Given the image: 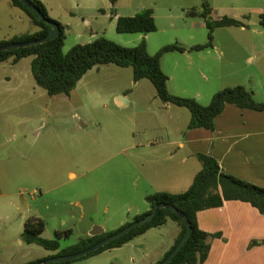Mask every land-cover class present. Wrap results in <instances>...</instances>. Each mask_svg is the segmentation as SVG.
Here are the masks:
<instances>
[{
    "label": "rangeland",
    "instance_id": "374dc122",
    "mask_svg": "<svg viewBox=\"0 0 264 264\" xmlns=\"http://www.w3.org/2000/svg\"><path fill=\"white\" fill-rule=\"evenodd\" d=\"M42 1L48 15L64 26V52L76 43L101 36L124 46L145 40L151 54L167 44L204 42L208 37L206 17L202 15L204 3L210 10L208 18L227 15L246 24L245 28L214 27V39L264 38V27L258 22V13L264 12V0ZM145 8L153 11L154 31H116L117 16L133 15ZM192 9L195 13L188 14ZM257 28L260 33L254 30ZM36 29L22 9L9 0H0V37ZM33 57L25 56L17 63L0 62V87H15L11 92L0 93V180L5 185L9 183L33 204L38 217L45 222L43 237L53 239L56 231L68 230L58 239V249H44L32 243L28 247L31 249L20 253V256L37 253L47 259L85 238L93 223L104 226L105 232L113 231L120 220H132L134 213L140 211L137 209L149 207L141 192L145 181L139 172L140 147L133 145L139 141L144 143L153 132L145 120L155 119L157 115L145 110L143 96L147 91L155 94L156 91L146 78L134 81L131 66L104 63L89 69L68 95H50L35 83L30 68ZM17 69L19 77L15 76L16 72L12 74ZM5 75L11 77L10 81H6ZM203 75L198 74L196 78L202 81ZM118 91L129 94L127 105H117L114 94ZM184 96L191 97L189 93ZM208 103V100L201 102ZM181 110L182 118L190 116L186 107L182 106ZM34 150L37 151L32 159L35 176H29L26 165L31 163ZM68 171H73L75 176H70ZM32 188L36 198L33 202ZM16 223L13 219L9 227L14 233ZM172 224L158 226L145 237L148 258L152 259L154 252L171 238L175 228ZM22 229L21 226L18 231L21 233ZM108 249L111 248L75 258L69 264H128V256L134 258V254L126 251ZM115 252L123 254L114 255ZM157 262V259L150 260V264Z\"/></svg>",
    "mask_w": 264,
    "mask_h": 264
},
{
    "label": "crops",
    "instance_id": "0c3cea01",
    "mask_svg": "<svg viewBox=\"0 0 264 264\" xmlns=\"http://www.w3.org/2000/svg\"><path fill=\"white\" fill-rule=\"evenodd\" d=\"M260 13L264 12L258 13V22ZM254 30L258 33L261 31L259 28ZM23 33L0 37V41ZM193 44L197 43L190 45ZM176 52L178 54H173ZM10 60L13 61L8 58L2 62L11 63ZM13 62L17 63L18 60ZM160 64L168 76V89L173 94L184 96L189 93L200 103H205L219 89L242 84L253 91L256 100H264V38L260 36L213 38V45L207 48L166 52L161 56ZM14 72L19 77L20 71L13 70L12 74ZM202 73L205 75L199 81L196 75ZM4 78L8 82L11 77L5 75ZM14 88L0 87V93L11 92ZM146 93L143 96V107L157 117L145 120V125L152 127L153 132L147 135L144 143L139 141L133 145L134 148L140 147L139 172L140 178L145 181L141 191L144 198L155 191L185 190L201 168V161L197 157L199 153L214 157L222 172L264 187V110L257 111L226 103L215 117L213 129L189 128L187 125L190 116L181 117L182 106L162 102L155 92ZM114 96L119 106L130 102V96L125 92L118 91ZM36 152L34 150L31 163L26 165L29 176H35L32 159L37 156ZM41 153L45 156L44 152ZM131 162L133 164V160ZM68 174L75 176L73 171H68ZM33 192L34 188L30 193L32 202L36 199ZM148 209L147 205L143 209H137L140 211H136L131 218ZM30 215L38 216L33 204L22 193L9 186V183L5 185L0 180V264H27L45 258L28 252L20 256L22 250L26 252L31 249L28 247L32 243L23 242L18 231ZM196 218L200 229L219 233L218 236L211 237L209 253L202 264H264V216L251 203L239 199L224 200L220 206L199 210ZM13 219L17 222L15 233L9 228ZM124 222L120 220L118 227ZM169 223L175 225L173 234L158 250L151 251L154 252L152 259L148 258L145 237L156 227L149 228L108 251L122 250L134 254L133 259L128 256V264H150V260L156 259L160 261L173 245L180 229L176 221L168 218L164 224ZM104 231V226L93 223L87 229V236ZM251 241L261 242L250 244ZM120 253L122 252H115L114 255Z\"/></svg>",
    "mask_w": 264,
    "mask_h": 264
},
{
    "label": "trees",
    "instance_id": "16d2710c",
    "mask_svg": "<svg viewBox=\"0 0 264 264\" xmlns=\"http://www.w3.org/2000/svg\"><path fill=\"white\" fill-rule=\"evenodd\" d=\"M29 1L39 8L45 17L54 20L48 15L42 0ZM10 2L22 9L38 29L31 33H23L1 40L0 45L33 40L48 34L50 30L49 24L39 18L31 8L21 0H10ZM209 12V7L204 3L202 15L206 17L205 24L208 28V37L204 43L190 46L179 43L167 44L151 54L147 50L145 40H141L133 46H124L101 36L86 43H76L64 52L62 49L65 38L64 26L55 20L60 29L56 37L37 44L0 50V62L8 58L17 61L22 57L34 55L30 66L33 78L35 83L44 88L50 95L59 93L68 95L75 88L79 79L95 65L114 63L121 67L131 66L134 81L143 78L150 80L155 87L157 96L162 102L183 106L189 110L190 119L187 125L189 128L204 127L213 129L215 117L222 111L226 103H232L241 108L261 111L264 110V100H256L253 91L242 84L219 89L213 93L209 103L206 105L201 104L194 97L180 96L169 91L167 86L168 76L162 70L160 64L161 56L164 53L170 51H195L212 46V31L217 26H246L244 21L227 15L217 19H210L207 17ZM193 13H195L193 9L188 11V14ZM259 23L264 27V13L259 14ZM115 29L117 32L127 33L154 31L156 24L152 9L145 8L133 15L117 16ZM197 157L201 161V168L185 190L180 192L155 191L148 193L145 196V200L149 204V209L137 214L132 220L125 222L116 229L118 230L132 221L143 217L159 203L171 204L182 211L189 221L190 234L167 264H202L207 258L210 239L213 236H218L219 233H209L199 228L196 218L199 210L220 206L224 200L239 199L251 203L264 216L263 186L222 172L217 160L208 154L199 153ZM168 218L176 221L180 229L173 245L162 258L163 260L175 248L186 230L183 219L167 208H160L149 221L81 257L98 253L107 248L120 246L144 233L149 228L163 225ZM44 227L45 222L42 218L35 215L28 216L23 223V230L20 234L21 240L27 244L35 243L44 249H58V239L64 232H68V230L56 231V238L48 239L42 236ZM116 230L86 236L78 243L49 256L53 257L78 252L102 240ZM260 242L251 241L250 244ZM39 260L41 259L27 264H33ZM73 260L75 259L47 264H69Z\"/></svg>",
    "mask_w": 264,
    "mask_h": 264
},
{
    "label": "water",
    "instance_id": "95a60500",
    "mask_svg": "<svg viewBox=\"0 0 264 264\" xmlns=\"http://www.w3.org/2000/svg\"><path fill=\"white\" fill-rule=\"evenodd\" d=\"M21 1L23 3H25L29 8H31L37 14V16L39 18H41L44 22L49 24L50 30L46 36L41 37V38L28 40V41H24V42H12V43H8V44L0 45V50H5V49H9V48H16V47H22V46H28V45H32V44L41 43L43 41L52 39L59 34V31H60L59 25L55 20H51V19H48L47 17H45V15L41 12V10L39 8H37L35 5H33L29 0H21ZM160 208H167L170 211L178 214L183 219V222H184V225L186 228L184 235L182 236L180 241L177 243L175 248L170 252V254L166 258H164L163 260L155 263V264H167L174 257V255L178 252V250L181 248L182 244L184 243L185 239L190 234V224H189V221H188L186 215L182 211L178 210L176 207H174L173 205L168 204V203L157 204L149 213H147L143 217L132 221L131 223L125 225L124 227H122V228L114 231L110 235L106 236L102 240H100V241H98V242L90 245L89 247H86V248H84L78 252L53 256V257H50L47 259L39 260L33 264H47L50 262L75 259V258L81 257L83 255H86V254L100 248L101 246L111 242L112 240L124 235L125 233L129 232L131 229L149 221Z\"/></svg>",
    "mask_w": 264,
    "mask_h": 264
}]
</instances>
